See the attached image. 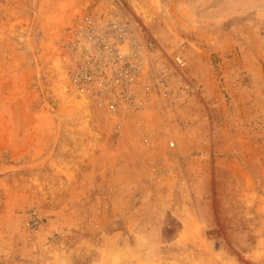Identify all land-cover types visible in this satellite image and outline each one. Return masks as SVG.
Masks as SVG:
<instances>
[{
	"label": "rangeland",
	"instance_id": "obj_1",
	"mask_svg": "<svg viewBox=\"0 0 264 264\" xmlns=\"http://www.w3.org/2000/svg\"><path fill=\"white\" fill-rule=\"evenodd\" d=\"M82 14L146 44L140 109L70 86ZM6 46L0 264H264V0H16Z\"/></svg>",
	"mask_w": 264,
	"mask_h": 264
},
{
	"label": "built area",
	"instance_id": "obj_2",
	"mask_svg": "<svg viewBox=\"0 0 264 264\" xmlns=\"http://www.w3.org/2000/svg\"><path fill=\"white\" fill-rule=\"evenodd\" d=\"M15 1L0 0V26ZM64 40V46L76 58L68 81L82 98L118 114L140 109L143 99L153 96L150 52L129 21L78 15L66 28ZM175 61L180 68L186 66L182 57Z\"/></svg>",
	"mask_w": 264,
	"mask_h": 264
},
{
	"label": "crops",
	"instance_id": "obj_3",
	"mask_svg": "<svg viewBox=\"0 0 264 264\" xmlns=\"http://www.w3.org/2000/svg\"><path fill=\"white\" fill-rule=\"evenodd\" d=\"M8 50L9 49L6 46V49H4L6 54L3 56L1 53L2 56L0 57V82L3 85L2 88L9 86L10 84H18L19 79L24 80L25 82L29 81V78H13L10 75L12 72L11 69L13 68V62L11 60L12 54H8Z\"/></svg>",
	"mask_w": 264,
	"mask_h": 264
}]
</instances>
